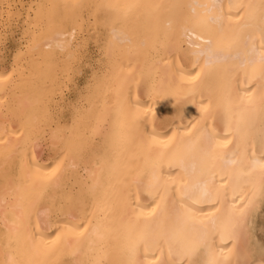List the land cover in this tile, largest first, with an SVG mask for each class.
I'll use <instances>...</instances> for the list:
<instances>
[{"label":"bare ground","instance_id":"obj_1","mask_svg":"<svg viewBox=\"0 0 264 264\" xmlns=\"http://www.w3.org/2000/svg\"><path fill=\"white\" fill-rule=\"evenodd\" d=\"M35 2L24 19L42 28L0 70V120L17 122L0 127V264H264V0ZM91 5L105 70L52 129Z\"/></svg>","mask_w":264,"mask_h":264},{"label":"rangeland","instance_id":"obj_2","mask_svg":"<svg viewBox=\"0 0 264 264\" xmlns=\"http://www.w3.org/2000/svg\"><path fill=\"white\" fill-rule=\"evenodd\" d=\"M28 1H30V0H20V1L17 0L16 1V3H15L16 8H14L13 13H11L12 16L10 17L12 20L9 19V18H6L4 16L5 15L4 13H3V16L0 15V17H2V18H0V20H1L0 21V31H1V33H0V50H1L0 51V70L1 71L6 72V69H7V71H10V69H12V68L14 70L17 68V66H15V60L17 59L18 55H20V53L23 54V51L26 50L27 45L30 43V39L31 38H29V37L33 33L32 30L36 29L34 32H37L38 29L42 28L43 24L42 25L39 24V26H41V27L38 26V29L36 28L37 26L36 27L35 26H30V31L31 32L29 31V27H27L28 26L27 22L24 19L25 18V13L24 12L26 11V7L28 6V4H26V3H28ZM35 1H36L35 3H37L38 1L40 2V0H35ZM4 2L5 1L3 0L2 3L0 4V12L1 13L4 10V7H3L4 4H5ZM24 5H25V7H24ZM35 6H36V4H35ZM90 7H92V5L89 6V7L87 6L85 11L83 12V16L85 15L86 19H84L85 17H83L82 25L84 24L83 26H85V27L82 26V28L77 33L78 34L77 36L79 37V39L77 41L76 47L74 45L73 49L76 48V50L78 52L74 49L76 51L75 52V59L73 58V60H72L71 68L66 73L65 72L64 73H59V75L61 77V78L60 77L59 78L62 81V83H61L62 85H60L61 87L58 89L59 91H57L55 96H54V98H55V100L57 102L56 103L53 102L54 104H52V107H51V113H52V115H54V117L52 116L53 120L51 122H53V121L54 122L50 123L49 125H50V127L52 129H54V128L56 129L58 127L57 124L61 125L63 123V124H65V126L61 125L59 127L64 126L66 128H68L70 126V123L72 124V122H70V121L74 120V118L76 117V115H77V113L79 111L84 110L86 108L87 102H86L85 98H86V94L88 93L87 92L88 89L93 84V81L97 77L101 76L103 74L104 70H105V61L104 60L106 59V56H105V48H103L104 45H102V44H103V40L105 38V37L103 38V36L106 35V31H104V30H106V28H105V25L103 24V22H101V23L99 22L97 24L95 22V20L91 21L92 19H94V17L90 16V14L92 15V10H93V9L92 10L88 9ZM87 12H90V13H87ZM88 16H89V18H88ZM22 22H25V24L22 23ZM91 22L93 23V26H92ZM24 25H26L27 28ZM98 26H100V27L98 28ZM101 27H102V30H100ZM84 28L87 29V30H85ZM26 30H28L30 34H28V31L26 33L25 32ZM88 30H89V32H88ZM98 30H100V31L98 32ZM93 32H94V34H93ZM96 32L99 35H97ZM103 32L105 33L104 35H102ZM95 35L97 36V38H95L96 37ZM80 38H82V39L80 40ZM99 38L100 39L102 38L101 39L102 41ZM82 40L84 42L81 43ZM97 41L99 43H97ZM100 42L102 44H100ZM81 44H82V47L80 46ZM99 46H100V48H99ZM77 48H80V50L77 49ZM103 53H104V55H103ZM62 54H64V53L58 52V58H60V60L64 58V55H62ZM61 57H63V58H61ZM22 64L24 66H26L25 65L26 62L24 60H23ZM102 68H104V69H102ZM12 74H13L14 77L17 75L16 71H14ZM64 74L65 75L66 74L67 75H71V77L70 76L69 77L65 76ZM68 78H71V80L68 79ZM65 81H66V84H65ZM89 84H90V86H89ZM61 88H62V90H61ZM7 90H6L7 91L6 93H7L8 96L6 95V97L8 99L9 95H10V89L8 88ZM60 95H61V97H60ZM79 97H81L82 99L80 98V100H79ZM74 102H75L76 105L74 104ZM79 104H81V105L79 106ZM70 105H71V107H70ZM84 105H85V107H84ZM77 107L79 108V111H78ZM80 107H81V109H80ZM70 111H72V112H70ZM76 111H78V112H76ZM2 114L5 117L2 116V118L0 120L1 121L0 122V127H2L3 125L5 126L7 124L6 122L8 120H10L11 124L14 123L13 124L14 126L17 124L16 120L11 118V116L7 113V110H6L5 107L2 108ZM70 114H71V119H73V120H70ZM9 116H10V118H9ZM68 122H70V123H68ZM49 125H45L44 127H48ZM66 128L64 130V128L62 127L64 132H66L68 130V129L66 130ZM49 129H50L49 127L48 128H44L43 135L42 136L40 135L39 138H37L38 140L36 139L35 145H34V149H33L34 152H35L34 155L37 158V160L39 162H43L45 164L54 162V158L56 156V152L58 150L59 151L61 150V146H58V141L56 139L52 140L50 138L49 135L52 133V131H50ZM49 132H50V134H49ZM93 138H94L95 141L98 140V136H94ZM54 143H56V144H54ZM57 147H60V148H58V150H57ZM56 160L57 159H55V161ZM82 169L79 168V171H81L80 174L82 173L81 175H83V174L86 175V173H85L86 170H82ZM70 179L66 180V184H65L63 190L68 189L66 191H71V189L74 190L75 188H77V185L73 182V179L72 178H70ZM67 184H69V185H67ZM74 185H75V187H74ZM262 212H261V214L263 215L264 214V208H262ZM261 214H260L261 218L260 217L258 218V222H259L258 226H260V224L264 223V217H262ZM262 221H263V223H262ZM1 229H4V225H2V223L0 224V230ZM260 233H262V232H260Z\"/></svg>","mask_w":264,"mask_h":264},{"label":"snow or ice","instance_id":"obj_3","mask_svg":"<svg viewBox=\"0 0 264 264\" xmlns=\"http://www.w3.org/2000/svg\"><path fill=\"white\" fill-rule=\"evenodd\" d=\"M206 42H207V43H211V39L207 40ZM72 55H73V52H72V50L70 49V50H69V56L71 57ZM10 75H11V73H9L8 75L2 77V79H3V80H7V79L9 78ZM55 171H56V170L53 169L52 173L47 174L46 179H50L52 176H54ZM52 183L55 184V180H53ZM52 243L55 244V240L52 241ZM192 254H193V255L195 254V249L192 250ZM190 264H194V262H191V261H190Z\"/></svg>","mask_w":264,"mask_h":264}]
</instances>
